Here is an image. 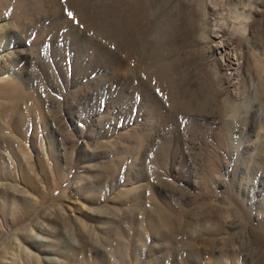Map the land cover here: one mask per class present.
<instances>
[{
  "label": "rangeland",
  "instance_id": "rangeland-1",
  "mask_svg": "<svg viewBox=\"0 0 264 264\" xmlns=\"http://www.w3.org/2000/svg\"><path fill=\"white\" fill-rule=\"evenodd\" d=\"M0 27L31 94L0 87V264H264V0H0Z\"/></svg>",
  "mask_w": 264,
  "mask_h": 264
},
{
  "label": "bare ground",
  "instance_id": "bare-ground-1",
  "mask_svg": "<svg viewBox=\"0 0 264 264\" xmlns=\"http://www.w3.org/2000/svg\"><path fill=\"white\" fill-rule=\"evenodd\" d=\"M131 10V9H130ZM5 18V17H4ZM133 19V18H132ZM92 20V19H91ZM92 23H96V20L95 19H93L92 20ZM6 24L7 23H4V24H2L3 26V28L6 26ZM91 24V23H90ZM1 28V27H0ZM3 28H1L0 29V31L3 29ZM5 30L6 31H9L10 30V27L7 25V27L5 28ZM74 30V29H73ZM76 31V30H75ZM71 36H70V39L72 38V40H74V41H72V44H74V42L76 41L75 40V38H74V36L72 37V34H70ZM83 36V35H82ZM76 37L78 38L79 37V41H77V44H79V45H77L76 44V42H75V49H76V51L77 52H81V51H85V50H89V48L91 47V46H95L96 47V45L95 44H98L95 40H91V42L89 41V43L91 44H89L88 46H87V43L85 42V41H83V38L81 37V35H76ZM97 46H99V47H101L100 45H97ZM224 46V45H223ZM17 48H16V52H17V54H16V59H18L19 61H21L20 60V57H21V54H28V50H29V48L27 47V46H25V47H23V48H20L19 47V45H17L16 46ZM65 48V47H64ZM0 49H1V47H0ZM95 49V53H101L100 52V50H98L97 48H94ZM93 49V50H94ZM216 50L220 53V54H223V51H225L223 48H222V45H219L218 44V46H216ZM3 51H4V49H3ZM15 51V50H14ZM2 52V51H1ZM9 52V51H8ZM8 52L7 53H4L3 54V56H6V55H8ZM10 53V52H9ZM103 53V52H102ZM81 55V54H80ZM111 55V54H110ZM223 56V55H222ZM38 59V58H37ZM96 59V58H95ZM102 60V59H101ZM103 63H104V61H103ZM106 63V62H105ZM99 77V76H98ZM0 87H1V89H3V93L6 95V97L9 99V101H10V103H11V106H16V107H18V104H19V102H20V100L22 99V100H30L31 99V94H29V93H26V92H24V91H21V89L19 90V88L14 84V82L12 83V81L11 80H9V79H5V81L3 82V84H1L0 85ZM25 112V111H24ZM14 113L16 114L17 112L16 111H13V110H9V109H6L5 111H4V115H5V117L7 118V119H11L12 118V116L14 115ZM21 116V115H20ZM20 116H19V118H20ZM22 117V122H24V120H26V117H27V115L25 114L24 116H21ZM20 121V120H19ZM19 121H18V123H19ZM232 128L230 129V135L232 134ZM232 140V139H231ZM231 155H233L234 156V153H232Z\"/></svg>",
  "mask_w": 264,
  "mask_h": 264
},
{
  "label": "clouds",
  "instance_id": "clouds-1",
  "mask_svg": "<svg viewBox=\"0 0 264 264\" xmlns=\"http://www.w3.org/2000/svg\"><path fill=\"white\" fill-rule=\"evenodd\" d=\"M260 103L258 96L250 95L246 88L241 89L234 94V98L229 95L222 98L219 113L220 119L237 126L246 120L248 115Z\"/></svg>",
  "mask_w": 264,
  "mask_h": 264
},
{
  "label": "snow or ice",
  "instance_id": "snow-or-ice-1",
  "mask_svg": "<svg viewBox=\"0 0 264 264\" xmlns=\"http://www.w3.org/2000/svg\"><path fill=\"white\" fill-rule=\"evenodd\" d=\"M157 92H158V90H157Z\"/></svg>",
  "mask_w": 264,
  "mask_h": 264
}]
</instances>
